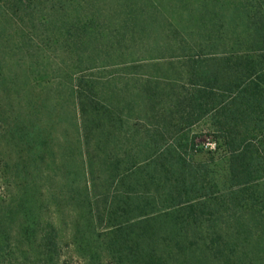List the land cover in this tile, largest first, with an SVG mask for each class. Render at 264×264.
I'll return each instance as SVG.
<instances>
[{
	"label": "rangeland",
	"instance_id": "1",
	"mask_svg": "<svg viewBox=\"0 0 264 264\" xmlns=\"http://www.w3.org/2000/svg\"><path fill=\"white\" fill-rule=\"evenodd\" d=\"M38 4L37 13L24 6L10 19L0 17V230L20 259L9 260L4 252L0 264H117L109 245L116 225L109 227L105 207L115 192L127 191L129 181L110 185L109 173L113 161L125 167L131 153L140 166L148 163H142L135 143L140 116L147 118L140 113L142 82H162L157 97L169 108L168 94L186 77V60L245 50L264 0H68L57 13L46 11L51 4L59 6L57 0ZM129 10H137V20H124ZM45 13L52 17L42 26L38 17ZM126 23L134 26L128 29L131 35ZM211 40L216 47L205 48ZM79 94L108 105L125 121L114 132L105 118L100 148L95 134L83 145ZM191 130L201 152L193 162L208 168L210 188L182 208L170 209L161 190H135L149 202L145 217L157 234L155 254L168 264H264V178L234 184L228 155L216 149L210 123L199 121ZM88 159L95 163V178L100 176L96 191L103 194L90 220L84 199ZM136 213L127 229L132 238L145 226ZM177 216L180 225H175ZM51 226L59 246L48 259L39 244ZM24 251L29 259L21 262Z\"/></svg>",
	"mask_w": 264,
	"mask_h": 264
},
{
	"label": "trees",
	"instance_id": "2",
	"mask_svg": "<svg viewBox=\"0 0 264 264\" xmlns=\"http://www.w3.org/2000/svg\"><path fill=\"white\" fill-rule=\"evenodd\" d=\"M67 1L57 0L59 6L51 4L46 11L57 13L61 8L64 9L63 5ZM24 6L32 12H39L38 0H0V17L10 19L14 13H22ZM26 11L24 16H28ZM50 13L38 17L40 25H46L47 20L43 19H51ZM138 17L137 10H129L124 20L135 21ZM256 17L258 20L251 24L252 39L247 42L245 50L238 52L230 48L226 54L189 57L186 60V77L180 86L174 85L175 90H171L174 93L168 94L169 108L163 106L159 102L160 97H157L159 93L156 91L160 87L164 89L162 82L148 78L142 82L143 88L138 90L142 103L140 113L145 112L147 118L140 116L141 129L137 131L140 139L135 143L136 152L143 155L142 163H148L140 166L135 155L131 153L124 162L125 167L122 166V161H113L109 173L110 185L115 181L120 187L118 182L125 185L123 182L129 181L127 191L124 194V189L121 193L115 192L114 201L105 207L109 227L116 225L109 245L117 264H168L163 256L155 254L153 246L157 245V234L152 230L150 217H145L149 207L145 193L141 196L135 190L140 186L148 192H151V187L157 192L161 190L164 193L163 201L169 206L166 209H170L175 206L182 208L186 203L198 199L203 190L210 188H207V181L210 180L206 174L209 173L208 168L205 164L193 162L194 154L201 152L196 148V136L191 135V128L199 121L206 119L210 123L214 143H217L216 149L221 147L228 155L226 164L234 184L245 185L264 178V13H258ZM80 28L78 31L73 29L79 32ZM129 28L133 29L134 26L126 23L127 35L133 33V30L128 31ZM84 29L87 30L83 27L81 31ZM215 47L212 40L205 46ZM75 102L83 145L86 146V138L92 134L97 138L96 148L104 144L105 118L111 120L114 132L123 129L125 121L114 116L108 110V105L96 102L90 96L82 98V94L75 98ZM148 104H151V109H147L150 107ZM87 107L91 109L90 112H87ZM159 108L162 110L158 111ZM87 163L84 199L88 202L87 219L90 220L98 209L96 200L103 194L96 191L95 180L100 179V176L95 178V163L90 159ZM211 185L214 186L213 183ZM102 187L105 196L103 199L106 201L109 192L105 184ZM132 191L133 198L129 196ZM255 202H259L257 198ZM133 204L135 209H132ZM135 212L138 214L135 219L145 226L141 225L143 232L140 235L134 234L132 238L131 230L127 229L129 217ZM175 220V225L182 223L178 216ZM51 228V232L41 236L39 244L48 259L57 252L59 246V236L52 226ZM15 251H10L8 234L0 230V253L9 252V260L20 262ZM217 253L220 254V251ZM20 256H23L21 262L29 259L25 251Z\"/></svg>",
	"mask_w": 264,
	"mask_h": 264
},
{
	"label": "built area",
	"instance_id": "3",
	"mask_svg": "<svg viewBox=\"0 0 264 264\" xmlns=\"http://www.w3.org/2000/svg\"><path fill=\"white\" fill-rule=\"evenodd\" d=\"M207 147L213 148L214 144H208Z\"/></svg>",
	"mask_w": 264,
	"mask_h": 264
}]
</instances>
